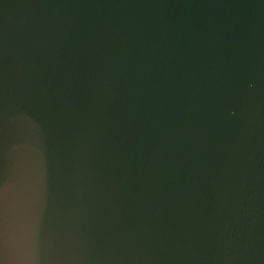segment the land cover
Returning <instances> with one entry per match:
<instances>
[{"label": "water", "instance_id": "1", "mask_svg": "<svg viewBox=\"0 0 264 264\" xmlns=\"http://www.w3.org/2000/svg\"><path fill=\"white\" fill-rule=\"evenodd\" d=\"M0 264H264V0H0Z\"/></svg>", "mask_w": 264, "mask_h": 264}]
</instances>
